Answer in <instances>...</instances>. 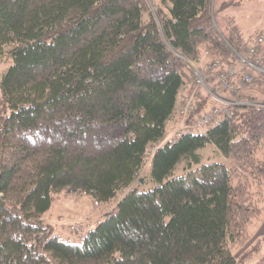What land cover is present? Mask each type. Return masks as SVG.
Returning a JSON list of instances; mask_svg holds the SVG:
<instances>
[{
  "label": "trees",
  "instance_id": "16d2710c",
  "mask_svg": "<svg viewBox=\"0 0 264 264\" xmlns=\"http://www.w3.org/2000/svg\"><path fill=\"white\" fill-rule=\"evenodd\" d=\"M239 1L0 0V264H243L261 251L245 246L264 213V72L238 80L214 124L161 144L187 61L239 64L214 23ZM207 146L224 162L202 163ZM62 191L122 197L74 244L42 219Z\"/></svg>",
  "mask_w": 264,
  "mask_h": 264
},
{
  "label": "rangeland",
  "instance_id": "374dc122",
  "mask_svg": "<svg viewBox=\"0 0 264 264\" xmlns=\"http://www.w3.org/2000/svg\"><path fill=\"white\" fill-rule=\"evenodd\" d=\"M214 1L215 0H212V3H214ZM239 2L240 3L236 5V7L233 6L231 8L232 14L234 15V20L230 19L231 21L228 20L226 22L228 29L238 34H241L242 31L243 32L247 31L248 35L251 36L252 38L251 40L253 41L260 34L264 35V0H240ZM221 16L222 19L225 17L224 14L221 13L218 15L217 12L216 18L214 19V23L218 28L219 32L223 35L226 43L229 45V47L232 48L233 52L235 53L236 57L240 62L241 59L242 60L246 59L245 52L246 50H248V48H246V50L242 51L241 53L237 51L236 48L237 43L234 40V38L232 36L230 37V34L228 33L226 34L225 31H223L221 28V24L219 21ZM236 21L240 24L241 28L237 25ZM262 47L264 48V44L260 46L258 52H255L258 53L259 57L260 54L262 53V49H263ZM256 58H257L256 54H254L250 60L255 61ZM210 62H212V59H207L205 60L204 64L208 65ZM187 63L189 65V68H191L193 72L192 80H194L195 77L198 74H200L204 78L205 84L208 87V89H206V87L199 89V97L201 96L199 100L202 101L203 103L205 102V105L202 106L201 112L207 113L214 107H220L222 106V104L224 106L226 105V103H221V101L216 99L215 95L218 96L221 95V97H223L226 100L234 98L233 96L235 94H231L230 92L225 90L222 85H220L216 80L213 79V77L210 74L207 73L206 70L207 65L206 66L204 65V70H201L202 63L195 64L192 61H187ZM8 65L9 63L3 61V59L0 57V72H2ZM239 65L240 63L237 66ZM258 66L260 69L264 70V68L260 66V62L258 63ZM255 70L259 71L258 69ZM252 71L254 70L252 69ZM214 82L220 85L225 92H223L221 89L215 88L216 86L213 84ZM235 83L238 85V80L235 81ZM211 91H215L214 92L215 95H213ZM202 114H200L199 116H201ZM199 116H197L196 118H198ZM180 122L183 123L182 118L180 119ZM182 127L183 125L182 126L180 125L178 127L179 129L177 128L175 132L182 129ZM195 131L199 132L200 130H195ZM169 134L170 132L167 131L166 136H168ZM163 143L164 140L161 142V144ZM155 149L156 147H151L147 155L144 168L140 174L141 177H146V176L150 177L151 169H152V164L150 162H151L152 152ZM200 153L203 155L202 163L224 162L223 158H221L219 155L213 152V148L211 146H207L206 148L202 149ZM182 172H183V163L179 164L176 167L174 176H179L182 174ZM153 186L154 184L150 181L142 189L147 190L152 188ZM120 197L122 196L120 195L118 198H114L111 202L106 204H97L94 202V200L91 197L87 195L62 191L53 196L52 206L50 210L42 217V219L50 225L53 234L60 236L65 241H69L74 244H81L88 230L95 228L99 222L104 220L107 214L112 212L114 213L116 211ZM263 210H264V205H263ZM241 252L242 249L241 250L235 249L233 251V254L234 256H238L241 254ZM263 256H264V247L263 250L255 254L251 259H249L246 263L243 264H256L260 261V259Z\"/></svg>",
  "mask_w": 264,
  "mask_h": 264
},
{
  "label": "built area",
  "instance_id": "2783aa9c",
  "mask_svg": "<svg viewBox=\"0 0 264 264\" xmlns=\"http://www.w3.org/2000/svg\"><path fill=\"white\" fill-rule=\"evenodd\" d=\"M233 34L235 40H237L239 38V34L236 32H233ZM263 44L264 35L260 34L247 47L248 50L245 52L246 59H241L239 66L227 65L220 59H214L207 65V73L210 74L220 85H222L225 90L231 94H236L239 87L235 81L242 79L245 82H250L252 80V75L249 72L250 70L258 69L261 72L264 71L259 68L258 63L260 62V57L258 56V53H255L258 52V49ZM254 54H256L257 58L255 61H251L250 59ZM204 86H206L205 80L200 74H198L193 81L191 94L184 98L181 106L180 114L183 119L181 126L183 125V127L175 133L176 136H180L184 132H193L195 130L202 129L205 126L211 125L216 122L219 117L227 113V107H214L210 110V112L202 115L197 120L193 122L186 121L195 111L196 99L199 98V89Z\"/></svg>",
  "mask_w": 264,
  "mask_h": 264
},
{
  "label": "crops",
  "instance_id": "0c3cea01",
  "mask_svg": "<svg viewBox=\"0 0 264 264\" xmlns=\"http://www.w3.org/2000/svg\"><path fill=\"white\" fill-rule=\"evenodd\" d=\"M222 14H224L225 17L222 19V16H221V18L219 19L220 24H221V28L223 31H225L226 34L227 33L229 34V33H231L230 32L231 30L228 29L226 22L228 20L229 21H231L232 19L234 20V15L232 14L231 9L223 12ZM236 23L240 27V24L237 21H236ZM207 59H209V58L207 56H205L203 58V60L201 61V63H202V67H201L202 69L201 70H204V65H205L204 62ZM213 84L216 86L215 88L221 89L223 92H225L220 85L216 84V82H214ZM190 91H191L190 86H188L186 89H184L182 92L179 93V95L177 97V102H176V115L174 116V118H172L168 122V131L170 132V134L164 138V142H166L167 140L173 139L175 130L181 125V122H180L181 117L179 115L180 114V107L183 104L184 98L190 93ZM211 92L213 93V95H215L214 94L215 91H211ZM215 96H216V99L221 101V103H227L228 102L226 99L221 97V95H219V96L215 95ZM202 113H204V112H202ZM252 234H253V237H252L251 241L246 244L245 249L250 247L254 243H256L258 240H261V245H262L261 250H263V247H264V213H263L261 220L252 228Z\"/></svg>",
  "mask_w": 264,
  "mask_h": 264
},
{
  "label": "bare ground",
  "instance_id": "6f19581e",
  "mask_svg": "<svg viewBox=\"0 0 264 264\" xmlns=\"http://www.w3.org/2000/svg\"><path fill=\"white\" fill-rule=\"evenodd\" d=\"M192 115H193V114H192ZM192 115H191V116H192ZM178 129H179V128H178Z\"/></svg>",
  "mask_w": 264,
  "mask_h": 264
}]
</instances>
